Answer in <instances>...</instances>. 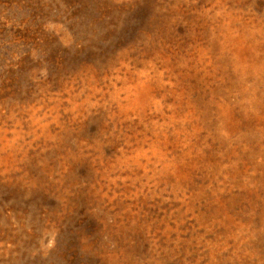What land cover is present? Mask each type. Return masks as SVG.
<instances>
[{
  "label": "rangeland",
  "instance_id": "obj_1",
  "mask_svg": "<svg viewBox=\"0 0 264 264\" xmlns=\"http://www.w3.org/2000/svg\"><path fill=\"white\" fill-rule=\"evenodd\" d=\"M264 264V0H0V264Z\"/></svg>",
  "mask_w": 264,
  "mask_h": 264
},
{
  "label": "trees",
  "instance_id": "obj_2",
  "mask_svg": "<svg viewBox=\"0 0 264 264\" xmlns=\"http://www.w3.org/2000/svg\"><path fill=\"white\" fill-rule=\"evenodd\" d=\"M70 264H74V261H72Z\"/></svg>",
  "mask_w": 264,
  "mask_h": 264
}]
</instances>
